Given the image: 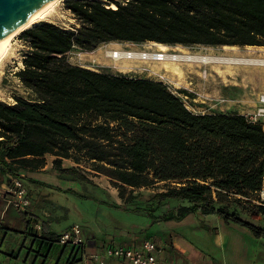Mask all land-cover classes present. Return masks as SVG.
Listing matches in <instances>:
<instances>
[{
    "label": "trees",
    "instance_id": "obj_1",
    "mask_svg": "<svg viewBox=\"0 0 264 264\" xmlns=\"http://www.w3.org/2000/svg\"><path fill=\"white\" fill-rule=\"evenodd\" d=\"M64 3L73 26L42 21L21 33L28 50L15 75L30 97L0 99V187L10 176L30 181L20 170L40 171L51 155L58 175L94 186L85 171L105 175L125 202L136 199L137 189H158L147 207L110 206L163 221L217 215L264 236L263 123L239 112L196 113L162 82L69 59L73 51L110 41L264 46V0ZM65 159L75 165L64 166ZM170 201L183 204L158 213ZM19 212L22 231L5 217L0 229L38 238L29 213ZM37 220L43 228L38 239L55 242L59 233Z\"/></svg>",
    "mask_w": 264,
    "mask_h": 264
},
{
    "label": "rangeland",
    "instance_id": "obj_2",
    "mask_svg": "<svg viewBox=\"0 0 264 264\" xmlns=\"http://www.w3.org/2000/svg\"><path fill=\"white\" fill-rule=\"evenodd\" d=\"M106 4L110 3V0H101ZM65 2V1H64ZM62 2L56 7L55 15L49 20L56 24L65 27H71L76 23L73 14L65 8V3ZM131 50H152L156 51L160 49L158 45L151 42L142 43L140 45L131 44ZM173 49L178 52H187L191 54H207L217 57L225 58V60H231L232 55L223 49V46H206L195 45L189 48L183 47V45H172ZM247 46H238V48L245 50ZM264 47V46H262ZM169 49L171 45H169ZM28 50L27 44L22 40L21 34L16 36L11 42V56L5 63L4 68L0 71V99L12 102L13 95H22L30 97V92L22 85L19 79L16 77L15 72L21 66V60L23 55ZM79 50L70 53V61L78 63ZM83 56V60L87 64L93 63L94 58L87 53ZM235 58V57H233ZM118 66L107 67L115 71L118 69H133L130 74L146 76L147 71L141 72L143 67H149L155 71H164L181 90H185L189 86L188 81L192 79L193 85L189 87H195L207 93L210 97L205 103L191 102L195 109L199 112H239L241 114H247L256 111L260 104V98L264 95V66L254 65L247 66L243 64L219 62L211 63L207 66H201L194 62H164V63H143L140 61L122 59L113 60ZM103 63V62H102ZM100 62L95 61V65H99ZM206 68L207 74L204 76L202 73ZM223 71V72H222ZM52 156L47 155L46 161ZM72 165H75L71 161ZM54 171V169H51ZM87 176L91 177L97 186L90 185L84 182L72 180L66 177L56 176L62 180L61 187L66 186L72 188L76 192H64L59 191L54 187H46L45 185L31 186L29 181H26V185L31 190L32 201L34 208H37L38 213L43 211L44 216L48 214H54L57 216L58 224H55L56 229L67 226L70 228L74 224L80 225L82 232L87 236H90L91 230L96 228L103 230H111L116 227L120 221H132L141 220V216L134 213L130 215L122 212L119 208L110 206L114 203L112 195L119 198L118 190L113 187L110 179L105 175H98L90 170L85 171ZM105 187L107 189H105ZM37 189L40 190V194H37ZM158 190L157 188H142L135 190L136 199L133 202H125L122 199V207L125 206H148V198L151 193ZM0 193H3V188L0 187ZM36 193V194H35ZM2 195V194H1ZM41 195V196H38ZM31 199V197H30ZM107 200L105 202L99 201ZM261 199L264 202V189L261 192ZM182 205L181 202L170 201L165 205L158 213H162L170 208H178ZM33 207L30 205V208ZM15 215L21 216V213L17 210H12ZM112 219V222H110ZM8 218L6 216L5 221ZM20 220L12 222L10 225L13 229H20L23 227ZM65 230V229H64ZM115 230V228H114ZM85 235V236H86Z\"/></svg>",
    "mask_w": 264,
    "mask_h": 264
},
{
    "label": "crops",
    "instance_id": "obj_3",
    "mask_svg": "<svg viewBox=\"0 0 264 264\" xmlns=\"http://www.w3.org/2000/svg\"><path fill=\"white\" fill-rule=\"evenodd\" d=\"M131 44L140 45L142 43L110 41L102 43L92 51H87L86 53L89 56L100 62L99 65L88 68L96 71L106 70L129 76L144 77L128 73L131 69H118V71H115L110 68H104V66H118L111 57L112 52L134 49L130 46ZM191 96L193 95L191 94ZM53 160L54 157L52 156L46 161V167L40 171L20 170V174L29 178V184L34 187L45 185L46 187L60 188L62 190L72 189L68 187L69 184H67V187L60 186L62 185V180L56 177L60 175L51 170L53 168ZM63 165L72 166L71 160L65 159ZM105 189L107 188L105 187ZM36 190L37 194H40V190L37 188ZM29 192L33 207H29L25 212H28L32 218L30 222L31 228L33 221L38 218L49 221L51 230L59 234L67 228V226H63L56 229L55 224H58V219L54 214L44 216L42 215L43 211L38 213L32 201L33 193L31 190ZM111 197L118 205L123 204L120 197L117 198L113 195ZM99 201L108 203L106 202L107 200L100 199ZM5 203L4 196L0 194V219L7 216V222L10 224L17 221V218L20 220L19 223H22L21 217L15 215L12 211L17 209L6 207ZM133 207L135 206L130 208ZM120 210L130 215L136 213L141 216V220L120 221L116 227L108 231L96 228V230L90 231V236L83 232L90 250H104L110 245H139L143 240L150 238L164 247V251L158 258V264H264V236L258 237L248 227L234 222H226L217 215L201 216L197 213H189L181 220L163 221L150 219L144 211ZM17 211L19 212L20 210ZM110 222L113 223L112 219H110ZM15 230L22 231L23 227ZM0 264L83 263L79 261V257L74 259L73 251L69 246L53 243L47 245L38 238L27 237L21 233L14 232V230L6 231L0 229ZM106 264L122 263L117 259H108Z\"/></svg>",
    "mask_w": 264,
    "mask_h": 264
},
{
    "label": "built area",
    "instance_id": "obj_4",
    "mask_svg": "<svg viewBox=\"0 0 264 264\" xmlns=\"http://www.w3.org/2000/svg\"><path fill=\"white\" fill-rule=\"evenodd\" d=\"M189 48L187 46H183ZM156 51L152 50H124L113 51L111 57L115 60L130 59L140 61L143 63H164V62H194L201 66H207L211 63H219L225 58L217 57L207 54H191L187 52H178L173 49ZM87 51L79 50L78 53V65L82 67L94 66L93 63L87 64L83 60V56ZM133 70V69H131ZM147 71L145 78L153 79L162 82L170 90L175 92L185 103V105L193 112L198 113L191 102L202 103L210 100V97L204 91L196 89L195 87H189L193 85L192 79L188 81L189 86L185 87V91L177 87L172 79L163 71H155L149 67H143L141 72ZM204 76L207 74L206 68L202 72ZM191 94L193 96H191ZM260 104L256 111L244 114L249 121L261 122L264 126V95L259 99ZM3 193H0L5 198L6 207H14L17 210L25 211L31 205V199L29 197V189L26 183L18 176H10V182L1 186ZM263 192V190H262ZM33 231L37 234L38 238L43 237L42 222L34 220L32 225ZM53 244L61 246H69L74 254V259L79 257V261L83 264H106L108 259H117L122 264H158V258L164 251L163 245L153 239H145L139 245H110L104 250L92 251L89 249L88 243L83 236L80 225L74 224L70 228L63 230L56 238Z\"/></svg>",
    "mask_w": 264,
    "mask_h": 264
},
{
    "label": "bare ground",
    "instance_id": "obj_5",
    "mask_svg": "<svg viewBox=\"0 0 264 264\" xmlns=\"http://www.w3.org/2000/svg\"><path fill=\"white\" fill-rule=\"evenodd\" d=\"M64 1L66 0H50L23 24L0 40V71L4 68L5 63L10 59L12 40L24 30L29 29L42 21H49L55 15L56 7ZM151 43L158 45L162 50L168 49V45L165 43L155 41H152ZM223 49L232 55L231 60L221 61L223 63L230 62L247 66H264V47L262 46L249 45L243 51L235 45H223Z\"/></svg>",
    "mask_w": 264,
    "mask_h": 264
},
{
    "label": "water",
    "instance_id": "obj_6",
    "mask_svg": "<svg viewBox=\"0 0 264 264\" xmlns=\"http://www.w3.org/2000/svg\"><path fill=\"white\" fill-rule=\"evenodd\" d=\"M50 0H0V40L18 28Z\"/></svg>",
    "mask_w": 264,
    "mask_h": 264
}]
</instances>
